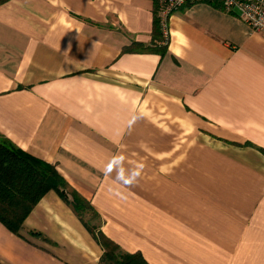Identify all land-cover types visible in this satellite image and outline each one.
Listing matches in <instances>:
<instances>
[{"label":"crops","instance_id":"crops-1","mask_svg":"<svg viewBox=\"0 0 264 264\" xmlns=\"http://www.w3.org/2000/svg\"><path fill=\"white\" fill-rule=\"evenodd\" d=\"M153 16L154 0L0 3V138L148 264H264V36L218 3L181 6L167 40ZM102 256L55 189L18 233L0 222V264Z\"/></svg>","mask_w":264,"mask_h":264},{"label":"trees","instance_id":"trees-1","mask_svg":"<svg viewBox=\"0 0 264 264\" xmlns=\"http://www.w3.org/2000/svg\"><path fill=\"white\" fill-rule=\"evenodd\" d=\"M7 0H0L3 3ZM157 0H154L153 35L160 33L159 21L156 15ZM143 46L131 44L126 51L137 49L164 53V46ZM67 188L56 169L27 152L15 147L5 138H0V222L14 233H18L23 219L35 203L48 189H55L61 197L71 205L75 214L83 222L103 248V256L99 264H148L143 256L136 253H126L108 238L100 229L89 226L83 219V211H89L94 218L99 216L93 207L75 192L71 199L62 190ZM100 221V220H99Z\"/></svg>","mask_w":264,"mask_h":264},{"label":"built area","instance_id":"built-area-1","mask_svg":"<svg viewBox=\"0 0 264 264\" xmlns=\"http://www.w3.org/2000/svg\"><path fill=\"white\" fill-rule=\"evenodd\" d=\"M218 3L228 12L237 15L252 32L264 36V0H157L156 15L165 40L168 39V23L173 12L188 2Z\"/></svg>","mask_w":264,"mask_h":264},{"label":"rangeland","instance_id":"rangeland-1","mask_svg":"<svg viewBox=\"0 0 264 264\" xmlns=\"http://www.w3.org/2000/svg\"><path fill=\"white\" fill-rule=\"evenodd\" d=\"M82 217L89 224V226L93 227L95 230L101 224V222L94 218L89 211H83Z\"/></svg>","mask_w":264,"mask_h":264},{"label":"clouds","instance_id":"clouds-1","mask_svg":"<svg viewBox=\"0 0 264 264\" xmlns=\"http://www.w3.org/2000/svg\"><path fill=\"white\" fill-rule=\"evenodd\" d=\"M111 171V169H109V172ZM140 175L139 172H134V175H129L127 177H125V175H121L120 174V180L122 181L123 184L127 185V186H130L132 185L136 179L138 178V176Z\"/></svg>","mask_w":264,"mask_h":264},{"label":"water","instance_id":"water-1","mask_svg":"<svg viewBox=\"0 0 264 264\" xmlns=\"http://www.w3.org/2000/svg\"><path fill=\"white\" fill-rule=\"evenodd\" d=\"M63 193H65V192L63 191Z\"/></svg>","mask_w":264,"mask_h":264}]
</instances>
